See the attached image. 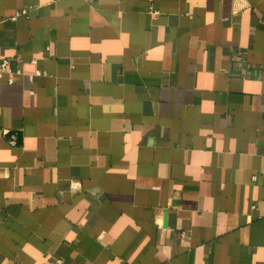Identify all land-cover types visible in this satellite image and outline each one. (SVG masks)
<instances>
[{"label": "crops", "instance_id": "crops-1", "mask_svg": "<svg viewBox=\"0 0 264 264\" xmlns=\"http://www.w3.org/2000/svg\"><path fill=\"white\" fill-rule=\"evenodd\" d=\"M5 59L0 264H264V0H0Z\"/></svg>", "mask_w": 264, "mask_h": 264}, {"label": "built area", "instance_id": "built-area-1", "mask_svg": "<svg viewBox=\"0 0 264 264\" xmlns=\"http://www.w3.org/2000/svg\"><path fill=\"white\" fill-rule=\"evenodd\" d=\"M27 13V10H23V11H19L15 14V16L13 17L14 19H16L18 16L20 15H23V14H26ZM8 64H9V60L8 59H5L3 60L1 63H0V76H3L5 73L8 72ZM20 71H18L19 73ZM38 74H40L41 72L38 71L37 72ZM10 80L12 81V77L10 78ZM18 134L13 132V133H10L9 135V142L12 144V145H16L18 143ZM54 264H65L64 261L62 259H57L55 260Z\"/></svg>", "mask_w": 264, "mask_h": 264}]
</instances>
